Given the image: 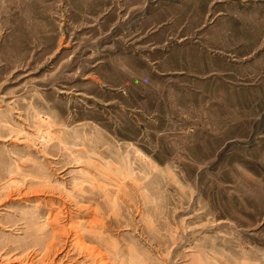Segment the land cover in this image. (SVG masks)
<instances>
[{"label": "rangeland", "instance_id": "obj_1", "mask_svg": "<svg viewBox=\"0 0 264 264\" xmlns=\"http://www.w3.org/2000/svg\"><path fill=\"white\" fill-rule=\"evenodd\" d=\"M68 251L264 264V0H0V264Z\"/></svg>", "mask_w": 264, "mask_h": 264}, {"label": "bare ground", "instance_id": "obj_2", "mask_svg": "<svg viewBox=\"0 0 264 264\" xmlns=\"http://www.w3.org/2000/svg\"><path fill=\"white\" fill-rule=\"evenodd\" d=\"M36 192V191H35ZM99 224H101V222L99 223ZM103 226V225H102ZM99 227V226H98ZM65 233H68L67 231H65ZM69 234H70V232H69ZM72 234V233H71ZM65 235V234H64ZM77 235V239L76 240H78V241H82V240H85L86 238L87 239H89V237L88 236H84V235H82V234H80V233H77L76 234ZM58 236V235H57ZM63 236V235H62ZM70 236V235H69ZM90 237H92V236H90ZM53 238H57L56 237V235H54L53 236ZM86 239V240H87ZM54 240V239H53ZM56 240H58V239H56ZM56 242V241H55ZM83 243H84V241H82ZM55 243L54 242H51L50 244H48L46 247H47V250H46V252H50L51 250H53L54 248H55V245H54ZM68 245V244H67ZM80 245V244H79ZM79 245H77V246H79ZM100 246V245H99ZM65 247V246H64ZM85 245L84 244H82V248L83 249H85ZM88 247V246H87ZM57 248V247H56ZM77 248V247H76ZM81 248V247H80ZM83 249H81V251L83 250ZM57 250V249H56ZM92 250V249H91ZM91 250H89V251H91ZM80 251V252H81ZM93 251H97L95 248L93 249ZM93 251L92 252H89V254L91 253V254H93ZM51 252H53V251H51ZM57 252H58V250H57ZM72 252V251H71ZM82 254H84V253H82ZM90 254V256H92ZM94 254H95V252H94ZM93 254V255H94ZM60 255V254H59ZM74 255V253H70L69 251L66 253V256L64 257V258H62L61 260H60V262H61V264H76L77 262L75 261V262H73L72 260H71V258H72V256ZM88 255V254H87ZM90 256L88 257L89 259H90ZM106 256V255H105ZM105 256H103V253H102V256H100L101 258H103V257H105ZM48 257H49V255H48ZM87 257V256H86ZM41 258H44V257H41ZM58 258V257H57ZM94 258V257H93ZM48 258H46V260H47ZM78 259V258H77ZM45 260V261H46ZM49 261V260H48ZM80 260H78V262H79ZM54 262V261H53ZM52 262V263H53ZM42 263V262H41ZM45 263V262H44ZM50 263H51V261H50ZM55 263V262H54ZM106 263H108V262H106ZM105 263V264H106ZM56 264V263H55Z\"/></svg>", "mask_w": 264, "mask_h": 264}]
</instances>
